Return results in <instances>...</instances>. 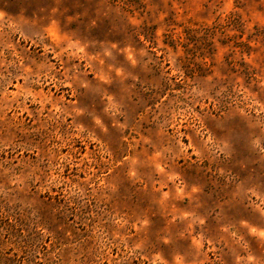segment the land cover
Masks as SVG:
<instances>
[{"label": "rangeland", "instance_id": "obj_1", "mask_svg": "<svg viewBox=\"0 0 264 264\" xmlns=\"http://www.w3.org/2000/svg\"><path fill=\"white\" fill-rule=\"evenodd\" d=\"M0 264H264V0H0Z\"/></svg>", "mask_w": 264, "mask_h": 264}]
</instances>
